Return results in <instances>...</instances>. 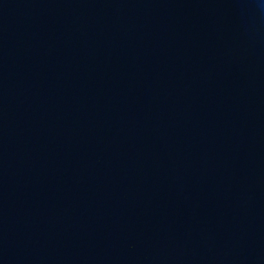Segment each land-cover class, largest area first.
Listing matches in <instances>:
<instances>
[{
	"label": "water",
	"instance_id": "1",
	"mask_svg": "<svg viewBox=\"0 0 264 264\" xmlns=\"http://www.w3.org/2000/svg\"><path fill=\"white\" fill-rule=\"evenodd\" d=\"M0 264H264V0H0Z\"/></svg>",
	"mask_w": 264,
	"mask_h": 264
}]
</instances>
